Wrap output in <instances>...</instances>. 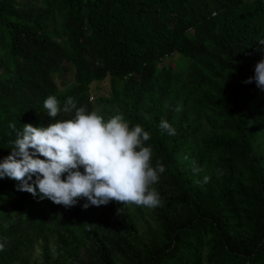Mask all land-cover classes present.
I'll return each instance as SVG.
<instances>
[{
    "label": "trees",
    "instance_id": "16d2710c",
    "mask_svg": "<svg viewBox=\"0 0 264 264\" xmlns=\"http://www.w3.org/2000/svg\"><path fill=\"white\" fill-rule=\"evenodd\" d=\"M259 39L264 0H0V161L16 139L10 123L22 130L24 124L54 122L43 107L49 95L61 106L72 97L77 107L92 111L90 85L109 78L121 84L120 92L99 102L117 105L132 126L142 125L151 135L146 143L153 164L165 166L157 184L166 194L165 242L147 264H203L204 251L207 264H264V179L251 157L254 135L264 126V101L253 108L251 93L264 91L254 81L244 83L264 57ZM173 56L193 64L178 113V101L169 94L179 83L178 67L160 66ZM67 73L72 82L65 84ZM160 78V96L153 99ZM191 96L211 108L212 118L190 114ZM73 117L61 112L57 119ZM162 119L175 136L160 128ZM191 158L195 165L218 160L222 183L229 186L251 167L249 190L222 208L186 207L183 198L195 176ZM17 183L0 179V218L24 211L29 216L7 228L0 220V240L6 238L0 264H29L28 251L46 224L42 213L56 205L17 190ZM176 203L181 213L174 211ZM68 209L78 217L75 206ZM243 224L249 228L241 237Z\"/></svg>",
    "mask_w": 264,
    "mask_h": 264
},
{
    "label": "clouds",
    "instance_id": "9594fccd",
    "mask_svg": "<svg viewBox=\"0 0 264 264\" xmlns=\"http://www.w3.org/2000/svg\"><path fill=\"white\" fill-rule=\"evenodd\" d=\"M258 43L264 45V39ZM259 51L264 52V48ZM253 81L264 91V57L256 63L254 76L244 83ZM43 107L54 122L37 127L24 124L22 130L9 124L16 139L10 154L0 161V179L14 180L17 190L65 208L75 206L80 199L86 200L82 205L85 209L112 201L153 209L162 205L155 185L165 166L159 160L153 164V148L146 143L151 135L142 125L132 126L123 114L105 119L97 110L77 107L72 97L61 106L57 96L49 95ZM173 111L181 112L182 105ZM61 112H74V117L57 119ZM159 126L176 135L166 119ZM201 171L193 162L194 174ZM209 181L210 176L204 175L196 182ZM5 243L6 238L0 240V251Z\"/></svg>",
    "mask_w": 264,
    "mask_h": 264
},
{
    "label": "rangeland",
    "instance_id": "374dc122",
    "mask_svg": "<svg viewBox=\"0 0 264 264\" xmlns=\"http://www.w3.org/2000/svg\"><path fill=\"white\" fill-rule=\"evenodd\" d=\"M160 66L178 67L176 72L180 75L179 83L175 84L169 94H174L178 104L181 105L183 96H180V93L182 89H185L183 82L188 79L193 64H184L173 56L164 59ZM64 81L65 84L71 83L72 74L67 73ZM160 83L161 78L154 85L151 93L153 99L160 96L158 89ZM120 89L121 84L112 83L109 78L90 85L89 94L94 110L99 111L105 119L120 114V110L117 105H101L99 100L112 98V94L120 92ZM251 96L253 108L263 105L264 94L253 92ZM188 107L191 115H197L203 121L212 118L211 108L200 105L195 97H190ZM250 130L251 126L247 128V131ZM251 157L254 162L258 163L264 179V126L254 135ZM178 159L180 160L179 157ZM186 162L187 160H184L185 165H187ZM188 163L192 165L193 158L189 159ZM195 166L200 167L202 171L195 174L188 183L189 194L183 198L186 207H200L204 210L205 208L215 209L219 205L218 208H222L228 198L236 200L240 192H245L250 188V184L245 180L253 176L251 167L242 169V176L236 177L235 184L229 186L222 183L224 179L221 176L222 168H219L221 163L218 160L212 158L203 164L197 163ZM204 175L210 176V181L206 184L197 183V180L202 181ZM155 187L161 194L162 205L154 209L135 205L123 206L122 203L116 201L85 209L82 205L86 200L80 199L75 205L77 218H74L69 209L62 205H55L52 210L44 211L42 216L46 217V224L43 233L28 251L29 264H106L102 254L107 255L111 264H147V258L156 245L165 242L161 213L166 207L164 197L166 194L161 186L156 184ZM175 206L174 211L181 213L182 206L178 203ZM28 216L29 212L24 211L6 219L0 218V220L2 226L7 228L17 221L25 220ZM247 227L243 224L241 237L246 236ZM206 254L204 251L203 264H207Z\"/></svg>",
    "mask_w": 264,
    "mask_h": 264
}]
</instances>
